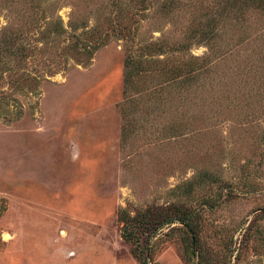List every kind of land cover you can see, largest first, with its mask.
Returning a JSON list of instances; mask_svg holds the SVG:
<instances>
[{
    "label": "rangeland",
    "instance_id": "rangeland-1",
    "mask_svg": "<svg viewBox=\"0 0 264 264\" xmlns=\"http://www.w3.org/2000/svg\"><path fill=\"white\" fill-rule=\"evenodd\" d=\"M176 207L264 264V0H0V264H140L125 226Z\"/></svg>",
    "mask_w": 264,
    "mask_h": 264
},
{
    "label": "trees",
    "instance_id": "trees-1",
    "mask_svg": "<svg viewBox=\"0 0 264 264\" xmlns=\"http://www.w3.org/2000/svg\"><path fill=\"white\" fill-rule=\"evenodd\" d=\"M131 72L127 74L129 77ZM127 77V78H128ZM175 214V215H174ZM198 214L192 210H185L183 208L176 207L173 213L169 212H157V211H145L142 213L140 218H134L133 221L137 220L136 225L139 231H131L130 226H125V231H123V237L125 240L130 241L135 244V251L133 254L136 256L140 264H149L147 257V247H145V242L153 236L160 228L165 225H170L174 222L181 223L180 228L186 236L188 241L187 249V259L192 262L191 264H210V259H206V251L201 247L200 243V233L201 225L199 224ZM129 222V221H128ZM133 227V223H132ZM127 228V230H126ZM136 227H133V229ZM175 227H172V231ZM143 240V241H142ZM141 241L143 243H141ZM196 257V259H195Z\"/></svg>",
    "mask_w": 264,
    "mask_h": 264
},
{
    "label": "bare ground",
    "instance_id": "bare-ground-1",
    "mask_svg": "<svg viewBox=\"0 0 264 264\" xmlns=\"http://www.w3.org/2000/svg\"><path fill=\"white\" fill-rule=\"evenodd\" d=\"M7 236V235H6Z\"/></svg>",
    "mask_w": 264,
    "mask_h": 264
}]
</instances>
